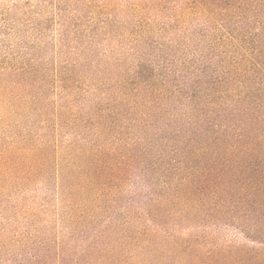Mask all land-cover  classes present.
<instances>
[{"label":"rangeland","instance_id":"374dc122","mask_svg":"<svg viewBox=\"0 0 264 264\" xmlns=\"http://www.w3.org/2000/svg\"><path fill=\"white\" fill-rule=\"evenodd\" d=\"M201 2L0 0V151L17 133L50 146L38 170L0 177V264H181L198 245H264L245 235L234 176L209 173L255 107L235 96L246 51L226 31L248 40L257 25Z\"/></svg>","mask_w":264,"mask_h":264},{"label":"trees","instance_id":"16d2710c","mask_svg":"<svg viewBox=\"0 0 264 264\" xmlns=\"http://www.w3.org/2000/svg\"><path fill=\"white\" fill-rule=\"evenodd\" d=\"M201 6L214 19H218L217 16L221 19L241 16L244 22L254 21L257 25L254 33L252 30L247 33L248 40L244 38L245 34L239 35L242 39H238L233 33L226 31V40L244 42L246 51L242 60L233 66L232 71H228L230 75L233 72L244 78L239 82L244 85L245 92H237L235 96L239 101L248 102L247 106L255 104V107L252 108V114H245V124L250 130H246L245 126L234 136L241 142L240 148L223 141V152L219 155L223 162L211 167L209 173L218 176L225 171L234 176L238 183L235 197L242 205L245 235L251 241L264 244V0H202ZM247 81H251L253 86L246 85ZM9 115L12 114L1 115V120H7ZM59 116L60 119L63 118L62 113ZM68 118L72 120L73 116ZM255 123L259 124L256 129ZM35 135L29 134L30 139L21 133L12 136L6 149L0 151V177L31 173L43 166L45 156L39 155L38 151L50 146L47 140L36 138ZM29 140L32 142L31 146L28 144ZM11 154H15V158ZM217 158L218 156H213L212 160L215 162ZM249 220L251 221L248 222ZM185 247L190 246L185 244ZM196 247L186 254L187 257L181 264H264V245H231L224 250L217 247L203 250L200 245Z\"/></svg>","mask_w":264,"mask_h":264}]
</instances>
